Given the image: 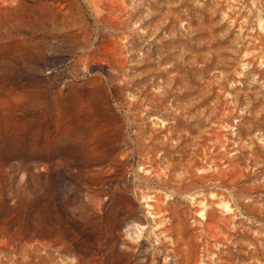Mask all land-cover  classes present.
I'll return each mask as SVG.
<instances>
[{"label": "rangeland", "instance_id": "rangeland-1", "mask_svg": "<svg viewBox=\"0 0 264 264\" xmlns=\"http://www.w3.org/2000/svg\"><path fill=\"white\" fill-rule=\"evenodd\" d=\"M0 264H264V0H0Z\"/></svg>", "mask_w": 264, "mask_h": 264}]
</instances>
